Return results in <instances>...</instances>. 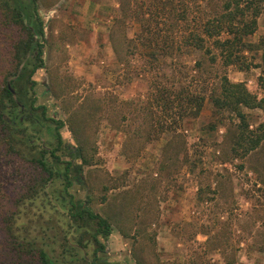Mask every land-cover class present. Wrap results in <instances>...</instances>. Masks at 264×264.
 <instances>
[{
    "label": "rangeland",
    "instance_id": "rangeland-1",
    "mask_svg": "<svg viewBox=\"0 0 264 264\" xmlns=\"http://www.w3.org/2000/svg\"><path fill=\"white\" fill-rule=\"evenodd\" d=\"M171 1L163 13L155 0H36L44 64L32 76L34 104L64 122L60 132L66 148L60 156L72 162L68 192L111 223L103 259L113 264H264V138L247 154L234 155L233 116L215 112L207 97L196 115L181 117L183 105L195 109L184 92L202 93L222 73L261 97L264 0L243 51L244 64L204 63L203 71L194 66L200 51L192 47L162 40L159 48L140 43V35L157 34V29L176 38L199 30L211 13L206 4L213 2ZM1 17L0 88L19 76L12 50L24 34ZM25 23L31 25L27 18ZM20 84L12 92L27 105L31 90L22 89V79ZM157 86L173 100L169 110L163 101L158 104ZM244 112L251 128L264 119L259 108ZM44 127L26 131L36 146L32 151L19 144L14 153L0 147V193L11 200L15 192L30 193L39 177L23 156L50 148ZM37 186L17 224L27 239L47 241L52 235L60 254L63 238L74 235L53 195L61 182L50 181L45 190ZM6 200L11 201L5 199V205ZM80 253L90 259L91 246Z\"/></svg>",
    "mask_w": 264,
    "mask_h": 264
},
{
    "label": "trees",
    "instance_id": "trees-1",
    "mask_svg": "<svg viewBox=\"0 0 264 264\" xmlns=\"http://www.w3.org/2000/svg\"><path fill=\"white\" fill-rule=\"evenodd\" d=\"M155 1L160 5V12L163 13H166L164 7H170L172 4L171 0ZM203 1L213 2L206 4L211 7V13L205 15L199 30H189L185 35H179V38H176L172 31L161 35L157 29V34L140 35L139 38L142 37L140 43L159 48V40H162L163 44L171 46L179 42L186 47H192L200 51L199 57L194 62L197 70H201L204 63L212 66L219 61L224 66L243 65L245 57L243 51L249 44L248 37L256 30L263 0ZM130 7L128 1L127 10H131ZM0 13L3 21L7 24L19 25L24 31L12 50L19 76L14 81L16 83L5 84L0 88V147L14 153L18 152L16 145L19 144L32 151L36 146L32 144V137L26 132L29 126H37L38 129L45 126V131L51 136L50 148H39V152L34 157L32 153L30 158L23 156L24 160L40 173L39 177L34 179L30 193L15 192L12 200L0 193V264H113L101 256L106 249L103 239L111 233V223L105 216L95 212L88 203L79 202L68 192L73 179L72 162L60 156L62 150L66 148L60 132L64 122L47 116L43 104H34L35 95L32 89L35 81L32 76L44 64L42 43L37 38H43L44 29L37 11L36 0H0ZM25 18L31 24L30 26L25 23ZM144 38L148 42H145ZM24 59L27 60L22 65ZM21 79L22 89L24 90L23 86H25L26 89L31 90L27 105L18 103L12 92V88L21 87ZM258 85L263 90L259 98L251 93L243 82H233L224 73L219 74L216 81L208 85L207 92L206 89L202 93L189 90L184 92L185 102L193 104L195 109L192 111L190 108H184L183 105L181 117L187 112L189 114L187 113L186 116L196 115L202 108L204 98L207 97L215 112L227 111L232 114L231 152L236 156L245 155L257 148L264 138V119L257 127L251 128L244 112V108H259L264 117V61L261 66V75L258 77ZM183 91L179 90L178 93L181 104ZM24 92L26 96L27 92ZM167 94L163 87H156L155 98L158 104L163 101V109L169 110L173 100L168 99ZM187 109L189 110L186 111ZM37 131L40 132V130ZM80 156L81 161L86 163V158L83 155ZM55 180L61 182L62 188L53 194L54 198L64 206V216L68 219L70 232L74 234L63 238L60 254L55 253L56 240L51 239L52 235H47L52 241L37 240L32 236L27 239L25 235L22 236V227L17 224L23 207L29 208L26 207L30 205L25 203L26 199L38 193L37 185H43L45 190L47 184ZM5 199L12 201H9L11 206L7 205L9 203L7 200L5 205ZM24 230L29 232L27 227ZM88 245L91 246L90 259L87 258L86 253L83 255L80 253Z\"/></svg>",
    "mask_w": 264,
    "mask_h": 264
}]
</instances>
